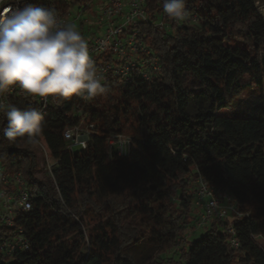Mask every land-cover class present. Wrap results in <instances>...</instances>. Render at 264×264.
Returning a JSON list of instances; mask_svg holds the SVG:
<instances>
[{
    "label": "trees",
    "instance_id": "16d2710c",
    "mask_svg": "<svg viewBox=\"0 0 264 264\" xmlns=\"http://www.w3.org/2000/svg\"><path fill=\"white\" fill-rule=\"evenodd\" d=\"M89 1L20 3L67 15ZM260 1L185 0L197 21L168 32L154 24L163 0H145L149 21L139 24L140 37L160 55L159 74L130 84L108 74L106 92L93 100L59 99L38 135L50 170L38 165L27 137H3L0 112V163L21 171L31 201L14 227L0 222V247L17 227L28 242L11 255L0 248V264H264V97L254 92L264 76ZM9 104L37 109L19 97ZM80 123L93 128L86 147L75 150L62 131ZM117 134L131 139L126 157L108 155L107 139ZM199 178L235 198L239 216L227 224L238 248L217 219L188 237L197 228Z\"/></svg>",
    "mask_w": 264,
    "mask_h": 264
},
{
    "label": "built area",
    "instance_id": "2783aa9c",
    "mask_svg": "<svg viewBox=\"0 0 264 264\" xmlns=\"http://www.w3.org/2000/svg\"><path fill=\"white\" fill-rule=\"evenodd\" d=\"M84 5L79 15L89 11L93 22L84 19L89 28V33L84 36L88 43L90 55L94 61L97 76L102 77V83L106 75L112 74L120 82L130 84L137 79L150 81L157 76L161 69L160 55L148 46L140 37L139 24L149 21L145 10V0H98L95 8L89 3ZM9 5L13 8H22L20 0H0V15L7 14ZM259 5V2H257ZM54 9V7H47ZM259 9V8H258ZM56 11V10H55ZM187 12V11H186ZM58 19L65 24L73 21L67 15L56 11ZM79 15L75 18L78 20ZM165 14L161 13L154 21L156 27L170 31L172 26L193 24L197 17L187 12L184 21L174 22L165 20ZM11 97H19L35 102L37 110L42 117H46L50 110L59 108V99L48 97L29 98L19 88H13L0 95V100L9 104ZM79 98V97H78ZM81 101H86L79 98ZM74 114H80L78 108L72 110ZM93 124L72 125L62 131L63 139L70 148H85L89 139ZM28 144L35 145L44 158L47 168L50 170V155L48 148L40 136L34 140L27 139ZM27 144V145H28ZM107 151L109 157H126L131 151L130 137L122 134L112 135L107 139ZM192 208L196 214V227L203 228L212 219L220 221L222 232L228 236V242L233 248L239 247L235 238V232L227 222L231 214L239 216L235 211V198L224 189L209 184L205 179L196 181ZM31 209L30 192L26 180L20 170L7 172L0 163V222L6 226L14 227L15 215L19 212H27ZM1 250L11 255L17 250H26L28 242L22 228L17 227L11 240L1 243Z\"/></svg>",
    "mask_w": 264,
    "mask_h": 264
},
{
    "label": "clouds",
    "instance_id": "9594fccd",
    "mask_svg": "<svg viewBox=\"0 0 264 264\" xmlns=\"http://www.w3.org/2000/svg\"><path fill=\"white\" fill-rule=\"evenodd\" d=\"M167 17L180 22L187 18L185 0H163ZM13 88L29 98L87 101L106 92L97 76L88 43L74 25L62 23L51 8L28 4L9 5L0 15V95ZM7 127L3 137L34 140L42 131V114L31 107L22 110L0 100Z\"/></svg>",
    "mask_w": 264,
    "mask_h": 264
},
{
    "label": "rangeland",
    "instance_id": "374dc122",
    "mask_svg": "<svg viewBox=\"0 0 264 264\" xmlns=\"http://www.w3.org/2000/svg\"><path fill=\"white\" fill-rule=\"evenodd\" d=\"M97 2H98V0H93L91 3H89V5L91 6V8L92 7L95 8ZM87 3L88 2L83 3V5H80V4L74 5L73 7L70 8V11H69V14H68V18L73 21L70 24L75 26V29L80 32V34L82 35L83 38H84V36H86L89 33V30L92 29V28L88 27L87 23L84 22V19H87L89 22L94 23L93 22V18L91 17V14H90V12L88 10L83 12L81 15H79V13L81 12L83 6L87 5ZM258 8H259V11L261 12V14L264 17V2L263 1L259 2ZM78 15H79L78 20H75V18ZM254 92L256 94H260V95H262L264 97V76H263L262 87L257 89V90H255ZM227 113H229V112H227ZM25 146L28 147V149H32V150L35 151V153L37 154L38 165L41 166L42 163L44 162V160H43V157L40 154V151L38 150V148L35 145H33V144H28V145H25ZM74 149L78 150L79 147L76 146ZM202 231L203 230L201 228H198V229L196 228V229H194V231H188L187 235H188V237L190 239L197 238V237H199V235L201 234ZM260 242L262 244H264V240L263 239H260ZM200 259H201V257H200Z\"/></svg>",
    "mask_w": 264,
    "mask_h": 264
}]
</instances>
